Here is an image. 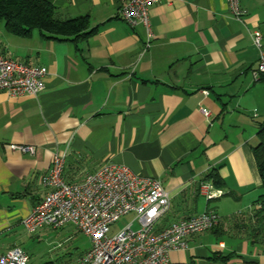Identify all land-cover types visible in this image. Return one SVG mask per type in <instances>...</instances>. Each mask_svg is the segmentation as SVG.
I'll return each mask as SVG.
<instances>
[{
	"label": "crops",
	"instance_id": "crops-1",
	"mask_svg": "<svg viewBox=\"0 0 264 264\" xmlns=\"http://www.w3.org/2000/svg\"><path fill=\"white\" fill-rule=\"evenodd\" d=\"M47 1L61 18L87 16L94 32L76 43L37 29L16 37L0 25V53L47 69L36 96L0 90V241L24 227L60 150L69 183L110 163L159 180L170 209L157 229L207 210L220 215L215 228L187 238L186 250L171 252L170 264H264V241L234 219L261 194L252 148L264 81L252 74L251 33L259 30L264 45V0H240L242 21L226 0H161L150 6L155 36L145 51V28L125 22L117 0ZM212 169L221 196L207 199L198 189L212 183ZM11 247L1 241L0 253Z\"/></svg>",
	"mask_w": 264,
	"mask_h": 264
},
{
	"label": "built area",
	"instance_id": "built-area-1",
	"mask_svg": "<svg viewBox=\"0 0 264 264\" xmlns=\"http://www.w3.org/2000/svg\"><path fill=\"white\" fill-rule=\"evenodd\" d=\"M118 15L131 27L142 25L146 31L143 51L154 39L150 24V6L161 0H117ZM232 16L242 21L246 15L240 0H226ZM258 50V62L252 74L264 73V45L259 30L251 33ZM47 69L21 60H13L0 53V90L10 96H36L44 89L43 78ZM208 115L206 108H201ZM22 153L33 154L34 147L15 145ZM66 152L56 150L51 165L42 177L46 192L22 221L28 232L39 227L60 228L71 224L88 236L90 246L78 264H170V253L186 250L187 238L215 228L220 215L207 210L167 226L156 224L170 209V197L162 183L153 178L139 176L128 167L105 164L88 174L81 183H69L63 177ZM199 194L207 199L221 196L214 185L201 182ZM134 213L139 227L129 222L113 235L111 226L124 215ZM28 253L13 246L0 253V264H28Z\"/></svg>",
	"mask_w": 264,
	"mask_h": 264
},
{
	"label": "trees",
	"instance_id": "trees-1",
	"mask_svg": "<svg viewBox=\"0 0 264 264\" xmlns=\"http://www.w3.org/2000/svg\"><path fill=\"white\" fill-rule=\"evenodd\" d=\"M4 30L16 37H29L37 29L44 37L55 40L78 42L94 32L89 28L87 16L71 19L61 18L56 8L47 0H0V23ZM264 81V73L260 74ZM259 175L261 194L250 210L234 216L243 228H249L251 239L264 241V122L257 132V143L252 148ZM215 187H221L222 181L216 169L206 175ZM84 253V252H83ZM82 253V254H83ZM81 254V255H82Z\"/></svg>",
	"mask_w": 264,
	"mask_h": 264
},
{
	"label": "rangeland",
	"instance_id": "rangeland-1",
	"mask_svg": "<svg viewBox=\"0 0 264 264\" xmlns=\"http://www.w3.org/2000/svg\"><path fill=\"white\" fill-rule=\"evenodd\" d=\"M0 25H3V21ZM134 218V213L119 218L111 226L109 235L118 232ZM138 227V222L134 220L133 228ZM1 241L24 249L29 255L28 264H78L81 254L90 246L88 236L71 224L60 228L43 226L33 232H28L22 226L13 234L3 236Z\"/></svg>",
	"mask_w": 264,
	"mask_h": 264
}]
</instances>
